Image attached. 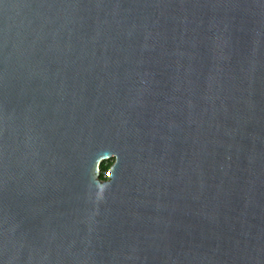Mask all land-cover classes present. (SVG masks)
Returning <instances> with one entry per match:
<instances>
[{"label": "water", "instance_id": "obj_1", "mask_svg": "<svg viewBox=\"0 0 264 264\" xmlns=\"http://www.w3.org/2000/svg\"><path fill=\"white\" fill-rule=\"evenodd\" d=\"M0 264H264V0H0Z\"/></svg>", "mask_w": 264, "mask_h": 264}, {"label": "trees", "instance_id": "obj_2", "mask_svg": "<svg viewBox=\"0 0 264 264\" xmlns=\"http://www.w3.org/2000/svg\"><path fill=\"white\" fill-rule=\"evenodd\" d=\"M113 160H107V161H103L101 162L100 166H99V179L100 180H105L104 175L106 174V172L108 171L109 167L111 166Z\"/></svg>", "mask_w": 264, "mask_h": 264}, {"label": "built area", "instance_id": "obj_3", "mask_svg": "<svg viewBox=\"0 0 264 264\" xmlns=\"http://www.w3.org/2000/svg\"><path fill=\"white\" fill-rule=\"evenodd\" d=\"M106 176H107V175L105 174V175H104L105 179H106Z\"/></svg>", "mask_w": 264, "mask_h": 264}]
</instances>
